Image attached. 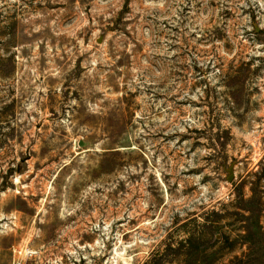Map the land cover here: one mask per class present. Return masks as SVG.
<instances>
[{"label":"rangeland","instance_id":"obj_1","mask_svg":"<svg viewBox=\"0 0 264 264\" xmlns=\"http://www.w3.org/2000/svg\"><path fill=\"white\" fill-rule=\"evenodd\" d=\"M0 264H264V0H0Z\"/></svg>","mask_w":264,"mask_h":264}]
</instances>
